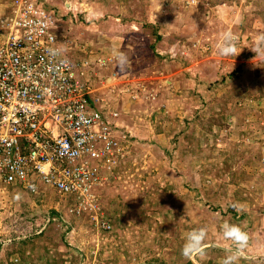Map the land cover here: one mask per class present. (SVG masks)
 <instances>
[{"label": "rangeland", "instance_id": "obj_1", "mask_svg": "<svg viewBox=\"0 0 264 264\" xmlns=\"http://www.w3.org/2000/svg\"><path fill=\"white\" fill-rule=\"evenodd\" d=\"M43 1L129 137L95 211L64 217L69 203L51 188L1 187L0 264H225L233 253L230 264H264V54L250 50L264 0ZM225 31L236 57L218 54ZM226 222L248 233L246 247L223 237ZM201 227L202 249L185 257Z\"/></svg>", "mask_w": 264, "mask_h": 264}, {"label": "built area", "instance_id": "obj_2", "mask_svg": "<svg viewBox=\"0 0 264 264\" xmlns=\"http://www.w3.org/2000/svg\"><path fill=\"white\" fill-rule=\"evenodd\" d=\"M6 3L0 0V188H51L69 203L64 217L95 211L104 173L125 154L119 109L91 95L87 69L62 47L53 9L43 0ZM100 224L109 227L104 217Z\"/></svg>", "mask_w": 264, "mask_h": 264}, {"label": "clouds", "instance_id": "obj_3", "mask_svg": "<svg viewBox=\"0 0 264 264\" xmlns=\"http://www.w3.org/2000/svg\"><path fill=\"white\" fill-rule=\"evenodd\" d=\"M58 33H60V31ZM255 40H256L255 46L250 48V50L253 51L255 55L257 53L264 54V33L258 34ZM237 42H238V38L234 33H232L231 31H225L224 33L221 34L220 42L217 45L218 54L221 56H235V57L238 56L241 51H238L237 49ZM62 47L65 51L66 49L63 46V43H62ZM49 51L51 54L53 55L55 54V50H49ZM116 60H117V67L120 68L121 71L126 70V67L129 64L128 58L123 53H117ZM124 84L129 85L131 84V82L130 81L125 82ZM124 94H125V91H124ZM119 112L121 116L123 112L122 108L119 109ZM222 231H223V237L226 240L232 241L233 244L236 246L237 251L247 246V243L249 240L248 233L245 232L240 226L235 225V224H229L226 222L222 226ZM206 237H207V230L206 228H203V227L193 229L190 232H188L185 237L184 245L181 249L182 255H184L185 257H188L193 252L200 251L203 247V243ZM235 256H236V253H233L232 255H230L225 261V264H230V262L235 259Z\"/></svg>", "mask_w": 264, "mask_h": 264}, {"label": "trees", "instance_id": "obj_4", "mask_svg": "<svg viewBox=\"0 0 264 264\" xmlns=\"http://www.w3.org/2000/svg\"><path fill=\"white\" fill-rule=\"evenodd\" d=\"M27 193H32V192H30V191L28 190ZM33 194H34V193H33ZM36 194H37V192H36ZM57 194H58V193H57ZM58 196H60V195L58 194ZM60 198H61V199H64V198L61 197V196H60ZM184 264H192V263H191V261H188L187 263H184Z\"/></svg>", "mask_w": 264, "mask_h": 264}, {"label": "crops", "instance_id": "obj_5", "mask_svg": "<svg viewBox=\"0 0 264 264\" xmlns=\"http://www.w3.org/2000/svg\"><path fill=\"white\" fill-rule=\"evenodd\" d=\"M131 79H132V78H129V80H128V81H126V82H129Z\"/></svg>", "mask_w": 264, "mask_h": 264}]
</instances>
